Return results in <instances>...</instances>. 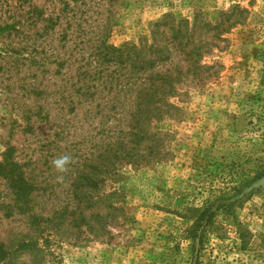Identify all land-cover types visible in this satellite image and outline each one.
Wrapping results in <instances>:
<instances>
[{
    "label": "rangeland",
    "instance_id": "rangeland-1",
    "mask_svg": "<svg viewBox=\"0 0 264 264\" xmlns=\"http://www.w3.org/2000/svg\"><path fill=\"white\" fill-rule=\"evenodd\" d=\"M30 1L54 12V0ZM88 1V23L107 20V39L114 45L147 34L149 22L168 12L192 20L201 11L213 22L229 11L239 21L205 58L219 64L216 76L202 84L185 81L180 96L171 99L181 111L150 123L152 131L163 133L164 158L126 165L121 181L112 184L123 191L122 212L108 217L97 233L85 226L78 231L69 221L57 231L48 229L41 234L48 241L39 236L40 256L17 251L15 264H264V0ZM23 74L0 71V153L2 142L10 141L22 160L31 154L37 180L50 182V189L35 194L34 211L49 215L74 205L68 182L56 181L52 159L75 154L80 160L98 120L56 116L24 132L16 98L32 105L34 97L18 96L15 85L1 89ZM204 210L210 220L196 223ZM25 225L19 215L2 217L0 241L24 232Z\"/></svg>",
    "mask_w": 264,
    "mask_h": 264
},
{
    "label": "trees",
    "instance_id": "trees-1",
    "mask_svg": "<svg viewBox=\"0 0 264 264\" xmlns=\"http://www.w3.org/2000/svg\"><path fill=\"white\" fill-rule=\"evenodd\" d=\"M89 2L54 0V12L46 13L30 0H0V71L7 76L24 72L1 89L15 85L18 96L35 99L27 105L16 98L15 114L23 131L56 116L73 120L81 114L98 120L93 142L64 175L73 207L49 215L35 212L34 204L37 191L50 189V182L37 180L31 154L22 160L16 145L2 142L0 219L19 215L27 229L0 241V264H15L17 251L30 252L36 259L43 252L39 236L48 241L41 234L57 231L66 221L78 231L85 226L97 233L108 217L115 219L122 212L118 203L123 191L112 184L121 181L124 166L164 158L159 152L163 133L152 131L150 123L181 111L171 99L180 96L185 81L202 84L216 76L219 64L205 58L221 47L223 34L239 21L231 19L229 11L219 12L213 22L201 11L192 20L168 12L149 22L147 34L114 45L107 39V20L88 23ZM45 73L49 80L44 83ZM108 181L110 191L105 189ZM207 212L202 211L195 222L210 220Z\"/></svg>",
    "mask_w": 264,
    "mask_h": 264
},
{
    "label": "clouds",
    "instance_id": "clouds-1",
    "mask_svg": "<svg viewBox=\"0 0 264 264\" xmlns=\"http://www.w3.org/2000/svg\"><path fill=\"white\" fill-rule=\"evenodd\" d=\"M75 163L74 158L70 154L59 155L52 159L51 165L53 170L57 173L56 181L62 182L64 175L69 171V165Z\"/></svg>",
    "mask_w": 264,
    "mask_h": 264
}]
</instances>
